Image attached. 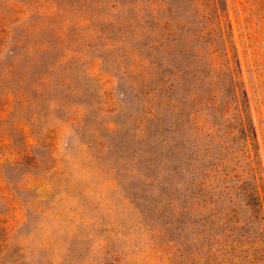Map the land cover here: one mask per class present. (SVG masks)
Returning a JSON list of instances; mask_svg holds the SVG:
<instances>
[{
	"label": "rangeland",
	"instance_id": "rangeland-1",
	"mask_svg": "<svg viewBox=\"0 0 264 264\" xmlns=\"http://www.w3.org/2000/svg\"><path fill=\"white\" fill-rule=\"evenodd\" d=\"M0 264H264V0H0Z\"/></svg>",
	"mask_w": 264,
	"mask_h": 264
},
{
	"label": "trees",
	"instance_id": "trees-1",
	"mask_svg": "<svg viewBox=\"0 0 264 264\" xmlns=\"http://www.w3.org/2000/svg\"><path fill=\"white\" fill-rule=\"evenodd\" d=\"M200 32H204L205 29L204 27L199 29ZM207 32H205L206 35ZM201 37V35L199 36ZM210 79H212V76H209ZM164 76L161 75L159 77V82L162 83L164 82ZM207 77L206 76H202L201 79L198 80V84L199 86H207ZM220 93H222V96H218L216 97L215 95H213L212 97L210 96L209 93H211V88H208L207 91L204 92L203 97L202 94L200 95L199 92H191V95L193 97V100H197L200 101L202 98H205L209 104H211V102L213 101V99L215 98V100H220V104L219 105H215L213 106V119L218 120L219 118L223 117L226 115V109L230 106L231 103H237L240 107L244 106V109L242 108V113L246 112V107H245V92L241 89L240 83L239 81L235 80L234 77L230 78L227 83H223V85H218V89H217ZM249 121V119H248ZM246 123L247 121L244 120V122L242 123L243 128L246 127ZM207 137H212L214 139V135L210 136L209 134H206ZM225 136H227V132L224 133Z\"/></svg>",
	"mask_w": 264,
	"mask_h": 264
}]
</instances>
